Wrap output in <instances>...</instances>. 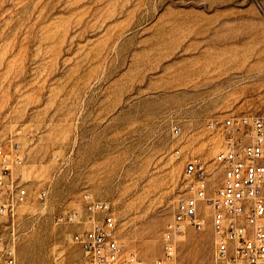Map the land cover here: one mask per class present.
<instances>
[{"label": "rangeland", "instance_id": "rangeland-1", "mask_svg": "<svg viewBox=\"0 0 264 264\" xmlns=\"http://www.w3.org/2000/svg\"><path fill=\"white\" fill-rule=\"evenodd\" d=\"M246 116L264 117V0H0V146L25 190L0 241L14 234L16 264L77 263L70 235L87 227L57 219L89 193L152 264L185 165L205 163L209 197L222 184L225 135L209 122ZM199 205L203 230L185 227L177 264H214Z\"/></svg>", "mask_w": 264, "mask_h": 264}, {"label": "built area", "instance_id": "built-area-1", "mask_svg": "<svg viewBox=\"0 0 264 264\" xmlns=\"http://www.w3.org/2000/svg\"><path fill=\"white\" fill-rule=\"evenodd\" d=\"M208 128H221L224 147L214 156L222 167V184L214 195H206V166L200 159L189 161L184 168L188 181L185 196L175 205L172 217L162 232V253L152 264H177L176 242L189 226L203 230L200 202L210 211L214 264H264V117H230L213 119ZM174 136L180 131L172 130ZM18 143L11 145L16 150ZM178 157L180 151L176 150ZM18 158L0 146V217H12L25 190L8 177ZM41 198L46 197L41 192ZM83 213L69 212L59 217L60 224L86 225L81 233L70 235L80 250L74 264H147L129 252L116 236V222L110 204L83 193ZM0 241V264H16L15 237Z\"/></svg>", "mask_w": 264, "mask_h": 264}, {"label": "bare ground", "instance_id": "bare-ground-1", "mask_svg": "<svg viewBox=\"0 0 264 264\" xmlns=\"http://www.w3.org/2000/svg\"><path fill=\"white\" fill-rule=\"evenodd\" d=\"M16 161H18V159Z\"/></svg>", "mask_w": 264, "mask_h": 264}]
</instances>
